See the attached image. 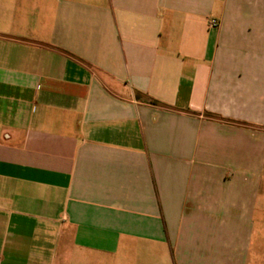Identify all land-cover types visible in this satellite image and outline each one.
<instances>
[{
    "label": "crops",
    "instance_id": "0c3cea01",
    "mask_svg": "<svg viewBox=\"0 0 264 264\" xmlns=\"http://www.w3.org/2000/svg\"><path fill=\"white\" fill-rule=\"evenodd\" d=\"M256 263L264 0H0V264Z\"/></svg>",
    "mask_w": 264,
    "mask_h": 264
},
{
    "label": "built area",
    "instance_id": "2783aa9c",
    "mask_svg": "<svg viewBox=\"0 0 264 264\" xmlns=\"http://www.w3.org/2000/svg\"><path fill=\"white\" fill-rule=\"evenodd\" d=\"M208 25L210 28H218L219 27V22L215 19H210L208 21Z\"/></svg>",
    "mask_w": 264,
    "mask_h": 264
},
{
    "label": "rangeland",
    "instance_id": "374dc122",
    "mask_svg": "<svg viewBox=\"0 0 264 264\" xmlns=\"http://www.w3.org/2000/svg\"><path fill=\"white\" fill-rule=\"evenodd\" d=\"M256 264H258V263H256Z\"/></svg>",
    "mask_w": 264,
    "mask_h": 264
}]
</instances>
